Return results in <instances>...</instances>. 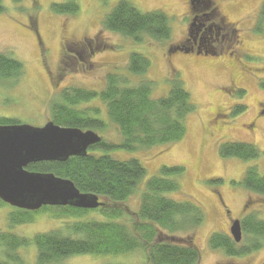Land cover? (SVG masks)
Returning a JSON list of instances; mask_svg holds the SVG:
<instances>
[{
    "label": "rangeland",
    "instance_id": "obj_1",
    "mask_svg": "<svg viewBox=\"0 0 264 264\" xmlns=\"http://www.w3.org/2000/svg\"><path fill=\"white\" fill-rule=\"evenodd\" d=\"M61 0H1L5 11L0 13V51L22 62L24 73L12 84L0 83V118L9 117L20 123L42 126L50 120L48 104L67 88L99 91L104 86L106 73L127 74L126 64L131 53L146 56L150 68L145 75L153 81V97L167 94L170 87L169 73L176 71L196 104V111L185 121L182 140L168 147H153L138 152V159L146 170L143 183L159 174L162 166H182L184 172L177 180L180 192L170 194L174 199L190 197L204 209V221L194 231V241L200 252L197 264H260L264 261V244L250 253L228 256L221 249L209 245L213 233L232 239L229 227L233 219H246L254 214L264 220V203L259 196L248 193L240 181L248 167L254 166L264 175V89L258 80L264 79V36L253 31V24L263 0H212L211 8L232 23L240 48L235 44L230 50L214 56L192 52L169 53L168 48L188 32L189 0H127L142 12L162 10L168 18L171 36L168 40L155 41L145 38L134 42L130 38L102 27V19L119 0H79V10L74 15L62 16L52 11L51 4ZM33 25V27H32ZM99 37L101 44H108L91 53L93 45H82L87 38ZM77 44L84 59L65 44ZM237 42V41H236ZM75 50V48H73ZM64 60V62H63ZM68 62V65L65 63ZM130 84L138 77L129 76ZM238 89L245 91L238 95ZM243 105L242 113L232 117L231 112ZM98 108L106 116L99 100L82 103L79 109ZM216 110L224 111L213 119ZM106 121L107 123V117ZM253 124V128H250ZM94 130L101 137L119 141L120 135L113 125L107 130ZM228 140L252 143L259 155L251 160L221 158L218 145ZM93 152L89 150V153ZM118 158L129 156L124 151L96 152ZM136 156V155H135ZM139 192L125 202L130 213L138 208ZM244 208L242 209V207ZM56 207L31 212V221L10 225L12 212H20L9 204L0 205V232L31 238L39 232L63 229L77 221L106 220L99 210L78 218L55 217ZM254 235L242 232L239 247L248 246ZM261 242L260 240H255ZM26 264H35L33 245L19 250ZM1 257V255H0ZM59 264H145V253L135 250L126 254H81L71 256Z\"/></svg>",
    "mask_w": 264,
    "mask_h": 264
},
{
    "label": "trees",
    "instance_id": "obj_2",
    "mask_svg": "<svg viewBox=\"0 0 264 264\" xmlns=\"http://www.w3.org/2000/svg\"><path fill=\"white\" fill-rule=\"evenodd\" d=\"M51 9L62 16L74 15L79 10V0H61L52 3ZM4 11L0 0V13ZM257 13L253 31L264 36V0ZM101 24L103 29L134 42H142L145 38L163 41L171 36L169 18L164 11L156 9L142 12L127 0L115 3ZM82 43L93 45L94 47H90L93 51L111 48L106 43L101 44L97 36L94 39H84ZM65 46L67 50L72 49L79 59L84 57L77 44L67 42ZM175 46L177 45H170L168 52ZM65 63L68 65L66 60ZM149 68V59L133 52L126 64L128 73H106L101 90L65 88L49 102L50 120L55 124L95 131L107 130L111 124L120 135L116 142L99 134L100 142L90 146L85 156H71L64 162H36L26 167L30 171L52 172L71 180L81 192L102 197L105 205L95 210L105 214L106 220L72 222L64 226L68 233H64L63 229H55L36 233L31 238L1 231L0 264H26L19 250L29 245H33L36 250L35 264H59L71 256L81 254L120 255L135 250L144 251L145 264L199 262L200 252L193 233L204 221V209L190 197L174 199L169 196L182 194L177 180L171 177L182 175L184 168L178 165L162 166L158 175L145 181L143 189L139 187L146 170L137 153L158 146L168 147L182 140L186 130L185 121L196 111V104L176 71L169 73L170 87L167 94L153 97V81L145 76ZM23 73L22 62L0 51V83L12 84ZM129 76L138 77L137 83L130 84ZM258 84L264 89V79L258 80ZM237 93L243 96L245 91L238 89ZM93 100H99L104 105L105 117L109 123L100 115L98 108H78L82 103ZM243 110L244 106L238 105L231 116L234 117ZM16 123L20 121L9 117L0 118V125ZM89 150L93 152L89 153ZM116 150L124 151L129 156L118 158L96 153ZM218 154L223 159L246 161L255 159L259 155V149L252 143L228 140L218 145ZM240 184L248 193L261 197L260 202L264 203V175H260L256 167L247 168ZM137 192L138 208L130 213L124 204ZM3 204L6 203L0 200V205ZM47 207H56L57 213L54 216L62 219L82 217L94 210L42 206L34 211L20 209V212H12L8 221L10 225L31 221V212L45 210ZM241 227L242 231L254 235V241L248 246L238 248L233 238L218 233L211 234L209 245L223 250L228 256H238L257 250L264 244V220L250 214L248 218L241 220ZM260 264H264V261Z\"/></svg>",
    "mask_w": 264,
    "mask_h": 264
},
{
    "label": "water",
    "instance_id": "obj_3",
    "mask_svg": "<svg viewBox=\"0 0 264 264\" xmlns=\"http://www.w3.org/2000/svg\"><path fill=\"white\" fill-rule=\"evenodd\" d=\"M211 0H190V5ZM197 17L188 27L187 35L197 33ZM189 40V39H188ZM190 50L180 45L169 53ZM101 137L92 129L65 127L48 120L42 126L25 123L0 125V200L12 207L34 211L42 206H70L82 209L103 207L105 200L93 193L81 192L74 183L52 172L30 171L26 167L36 162H64L71 156H85L90 146ZM230 234L240 242L242 230L239 219H234Z\"/></svg>",
    "mask_w": 264,
    "mask_h": 264
},
{
    "label": "flooded vegetation",
    "instance_id": "obj_4",
    "mask_svg": "<svg viewBox=\"0 0 264 264\" xmlns=\"http://www.w3.org/2000/svg\"><path fill=\"white\" fill-rule=\"evenodd\" d=\"M205 7V3L195 4L192 6L190 5L189 0V14L187 16V24L189 25L192 22L193 18L197 17L198 30L192 38L189 37L186 33V36L184 35L181 40L176 43V45H180L181 47L190 50V52L200 56H216L219 53L225 52L226 50H229L227 53L232 54L230 50L233 48L234 44L240 48V40L237 39L238 36L236 34L238 30L234 28L235 26H232V23H226L224 16L221 15V18H218L219 11H216V8L210 7L209 9H207V11H205ZM93 52L94 51L91 48V53L93 54ZM221 112L223 111L216 110L213 115V120L219 117L218 114H220ZM258 113L264 114V109L259 108ZM249 127L253 128L254 126L252 124ZM243 208L244 206L242 207V209ZM242 219H239L240 225ZM233 220H231V223Z\"/></svg>",
    "mask_w": 264,
    "mask_h": 264
}]
</instances>
